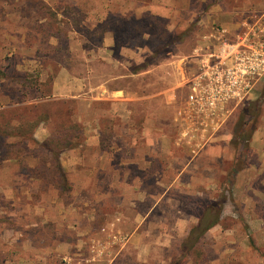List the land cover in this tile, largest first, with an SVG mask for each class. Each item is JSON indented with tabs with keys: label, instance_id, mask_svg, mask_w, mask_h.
Segmentation results:
<instances>
[{
	"label": "rangeland",
	"instance_id": "374dc122",
	"mask_svg": "<svg viewBox=\"0 0 264 264\" xmlns=\"http://www.w3.org/2000/svg\"><path fill=\"white\" fill-rule=\"evenodd\" d=\"M263 14L264 0H0L1 264H264V77L213 127L179 114L193 50ZM221 196L220 223L182 251Z\"/></svg>",
	"mask_w": 264,
	"mask_h": 264
},
{
	"label": "built area",
	"instance_id": "2783aa9c",
	"mask_svg": "<svg viewBox=\"0 0 264 264\" xmlns=\"http://www.w3.org/2000/svg\"><path fill=\"white\" fill-rule=\"evenodd\" d=\"M233 39L224 34L193 50L196 69L187 80L186 107L179 114L203 127L217 125L230 104L247 101L264 77V14L241 16ZM224 30H221V32Z\"/></svg>",
	"mask_w": 264,
	"mask_h": 264
},
{
	"label": "trees",
	"instance_id": "16d2710c",
	"mask_svg": "<svg viewBox=\"0 0 264 264\" xmlns=\"http://www.w3.org/2000/svg\"><path fill=\"white\" fill-rule=\"evenodd\" d=\"M11 79L23 83L26 80V76L21 73H16L13 76H11ZM46 117L48 119H51V116H49V114L44 112L41 119L46 120L47 119ZM46 143L47 142H42L41 146L47 149L48 152H50L51 155L53 156L52 174L55 176V179H57L59 188L63 191H68L70 189V185L62 169V166L59 162V156H58L59 151L58 150L54 151L51 150L50 148H47V145H45ZM65 145H67L68 148H72L77 145V142L71 143L67 141L65 142ZM224 201H225V197L221 196L217 200L210 201L206 205L202 213L197 217L196 224L189 230L186 240L184 241V243H182V247H181L182 251L189 249V247L192 248L207 230H209L211 227L215 226L216 224L220 223L221 210ZM188 244L190 246H187Z\"/></svg>",
	"mask_w": 264,
	"mask_h": 264
}]
</instances>
